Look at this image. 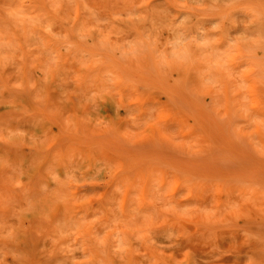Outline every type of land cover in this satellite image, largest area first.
Instances as JSON below:
<instances>
[{
	"label": "rangeland",
	"instance_id": "obj_1",
	"mask_svg": "<svg viewBox=\"0 0 264 264\" xmlns=\"http://www.w3.org/2000/svg\"><path fill=\"white\" fill-rule=\"evenodd\" d=\"M0 264H264V0H0Z\"/></svg>",
	"mask_w": 264,
	"mask_h": 264
},
{
	"label": "bare ground",
	"instance_id": "obj_2",
	"mask_svg": "<svg viewBox=\"0 0 264 264\" xmlns=\"http://www.w3.org/2000/svg\"><path fill=\"white\" fill-rule=\"evenodd\" d=\"M193 40H197V39H193ZM194 45L198 46L199 48H202V46L199 45L198 43H191V42L187 45L186 48H190V47H192ZM198 80L200 82H202V83H206V82L213 83L217 79H216V77L213 74H211V73L206 71V72H203V73H199ZM168 115L169 114H166V116H168ZM169 120H171L170 117H169Z\"/></svg>",
	"mask_w": 264,
	"mask_h": 264
}]
</instances>
